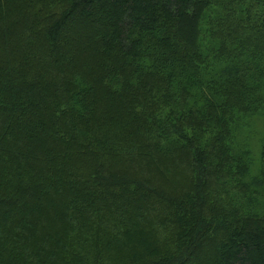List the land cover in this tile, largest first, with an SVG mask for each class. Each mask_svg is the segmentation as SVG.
Returning <instances> with one entry per match:
<instances>
[{"label":"trees","instance_id":"16d2710c","mask_svg":"<svg viewBox=\"0 0 264 264\" xmlns=\"http://www.w3.org/2000/svg\"><path fill=\"white\" fill-rule=\"evenodd\" d=\"M192 263L264 264V0H0V264Z\"/></svg>","mask_w":264,"mask_h":264},{"label":"rangeland","instance_id":"374dc122","mask_svg":"<svg viewBox=\"0 0 264 264\" xmlns=\"http://www.w3.org/2000/svg\"><path fill=\"white\" fill-rule=\"evenodd\" d=\"M91 29H93V28H88V29H86V31H84V30H82V29H80V28H78V29H75L74 30V33L73 34H66V35H64L63 36V38L61 39V42L62 41H65L66 39H71L73 36H84L87 32H90V31H92ZM85 33V34H84ZM83 42H84V40L83 41H81V42H78V44H83ZM72 55H73V53H71ZM262 125H260L259 126V128H258V133H257V135H256V137H255V135H254V132H252V134H253V136H251L252 138H251V144H252V146L254 147V149H255V151H256V154H257V152H258V145H259V143H260V137H261V131L263 130L262 129ZM255 154V155H256ZM256 157V156H255ZM201 255H203V261L205 262V261H208L209 259H210V256H212L213 255V253H211V249H210V244L208 245V246H205V249H204V251L203 252H201ZM200 255V256H201ZM209 263V262H208ZM193 264V263H192Z\"/></svg>","mask_w":264,"mask_h":264}]
</instances>
